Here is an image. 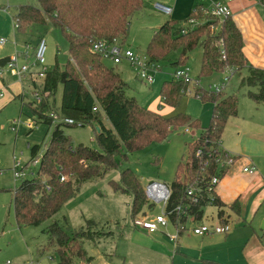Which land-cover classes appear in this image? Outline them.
Returning a JSON list of instances; mask_svg holds the SVG:
<instances>
[{
    "label": "trees",
    "instance_id": "1",
    "mask_svg": "<svg viewBox=\"0 0 264 264\" xmlns=\"http://www.w3.org/2000/svg\"><path fill=\"white\" fill-rule=\"evenodd\" d=\"M39 7L27 3L16 8L14 23L18 32L26 33L33 26L52 25L62 31L68 44L70 60L64 68L55 66L47 71L41 85H35L43 93V102L36 107L28 105L34 115L56 114L60 119H71L75 125L97 124L96 141L99 149L75 145L65 134L69 125L54 124L45 117L44 124L56 125L46 150L41 158L36 175L24 180L13 192L15 219L19 226L39 227L59 213L69 200L74 198L86 181L104 178L119 167L118 156L125 150L129 153L144 149L154 142H164L173 130L182 126L200 131L196 139L187 145V159L180 162L170 188L172 196L167 206L171 224L176 228L186 227L190 217L200 221L204 207L212 204L219 208L220 223H229L224 216V205L215 191L209 192L211 180L220 173L215 151L222 141L230 121L238 116L239 99L236 95L215 93L195 85V95L204 103L213 105V115L207 127L200 120H192L185 114L163 118L142 107L128 95L129 85L119 73L108 68L100 54L92 52L95 41L113 42L124 40L130 21L144 10V0H38ZM203 6H197L185 21L168 20L156 29L148 46L151 62L158 63L172 52L180 51L177 64L183 65L198 48L203 51L200 79L210 78L231 70L240 74L248 68L249 75L242 79L240 88H257L249 91L248 97L257 104L264 101V70L249 65L244 54L241 30L232 17L223 20L211 16ZM195 20L197 24L190 26ZM182 23V24H181ZM186 28V32L183 30ZM9 59L0 60L4 66ZM36 84V83H35ZM63 87L60 108L55 98ZM190 85L182 81L165 82L161 97L165 104L177 106ZM25 106V105H24ZM96 109V110H95ZM112 124V128L107 125ZM32 131V130H31ZM32 162L39 159L41 146H32ZM201 154L198 155V152ZM124 158L127 159L126 154ZM207 163V164H206ZM110 186L117 193L131 195L132 218L152 210L145 188L131 169L121 172L118 181ZM196 191L193 196L188 190ZM182 209L176 211V208ZM238 206H233L238 211ZM100 223L87 221V228L71 229L54 222L45 230L48 246L54 249L58 264H75L76 259L90 263L84 241H95L109 235ZM185 231H180L182 235ZM200 264H221L203 260Z\"/></svg>",
    "mask_w": 264,
    "mask_h": 264
},
{
    "label": "rangeland",
    "instance_id": "2",
    "mask_svg": "<svg viewBox=\"0 0 264 264\" xmlns=\"http://www.w3.org/2000/svg\"><path fill=\"white\" fill-rule=\"evenodd\" d=\"M156 2L155 0H144L145 6L142 11L144 13L141 15L137 14L130 21L128 34L124 40H121L124 47L131 49L142 57L149 58L148 46L154 30L171 19V17L165 18L154 10ZM159 2H162L161 4L166 3L165 1ZM27 3L37 7L40 6L38 0H11V6L13 7L9 8L10 14L15 12L14 6ZM42 39H45L47 44L46 64L44 67H37L32 69V71L42 70L43 68L51 71L56 65L64 68L70 60L69 44L62 31L52 25L47 27L33 26L26 33L14 32L6 45L0 46V53L4 50L12 53L16 51L18 53H27L28 61L32 63L35 60L36 48ZM201 54L202 49H196L191 54L190 59L185 64L180 65L177 64L180 58V51L172 52L166 59L157 63L159 71L152 85L142 81L138 77L137 71L130 68L126 62L120 65L113 64L111 61L105 59L103 62L108 68L113 69L121 75L130 87L128 95L134 97L142 107L163 118L185 114L192 120H200L202 126L207 127L213 115V106L212 104L204 103L201 98L196 97L194 83L190 85L193 95L189 97L183 96L177 106L171 107L162 100V86L165 82L174 80L177 68L179 70H188L192 79L198 81L201 88L206 91H210V87L212 86L215 87L223 83L227 84L229 81L224 93L236 95L239 99V106L243 111L244 107L246 106L247 109V104L250 105L249 103L252 102H250L248 97L250 90L248 88H240V81L242 78L247 77V73L244 71L241 72V76L231 75L226 71L210 78L200 79ZM5 76L6 79L7 73ZM27 77L22 80L6 79L16 81L18 83L17 87L20 88V93L17 90L6 89V97L0 102V264H58V257L54 249L46 248L47 250L42 252V249L48 246V235L45 233V230L50 224L60 222L72 230L87 228V221L93 218V215H86V211L83 208L79 209L85 205V203H80L81 199L89 193L90 189H109L110 181H118L121 172L125 169L134 171L144 188L151 182L171 186L179 163L187 159V145L198 137L200 131L191 130V132L187 133L188 127L182 126L173 130L164 142H154L144 149L132 153L123 150L122 154L117 158L119 162L117 169L108 173L104 178L86 181L83 184L82 195L78 199L79 208L77 210L75 207V211H71L73 214L69 215L67 213V215L64 208L52 219L39 227L19 226L15 219L12 192L24 180L32 179L36 175L40 167L41 158L46 150V144L49 142L50 136L56 126L52 124L50 127L47 124L36 122L34 124H37V127L33 128L32 131L29 129L28 125L33 120L35 121V117L28 105L35 101L34 93L37 91L30 78ZM37 85L40 86L41 82ZM23 93H25L24 97L22 96ZM62 94L63 87L59 86L55 98H50L51 103L55 99L57 108L61 106ZM202 109L204 110L203 112ZM243 118L244 116L240 114L236 120L230 123L224 134L229 133L231 129H235L239 124H243ZM19 119L22 121L18 122ZM14 121L19 123L16 131L12 128ZM107 125L112 128V124L109 121H107ZM97 128V124H92L69 126L65 127L64 130L65 134L70 136L71 141L75 145L82 144L93 149H99L96 141ZM32 146H41L39 159L35 163L32 162L30 148ZM125 154L127 159L124 158ZM16 164L20 165L17 169L21 170L23 174L22 178L18 180L15 177L16 171L14 166ZM90 196L88 195L89 200L86 204H89L91 201L92 197ZM120 199H122V204L119 207L117 206L114 219L111 222H102L100 223L101 225L97 226L98 229L103 228L110 234L99 240L84 241V248L88 256L94 259L92 264H124V259L114 254L118 251V247L119 245L121 246L123 241H126L127 246L133 244L149 250L160 248L171 255L174 252L173 245L175 244L170 241V236H179L178 229L171 223L167 227H161V230L155 234H148L145 231L136 229L133 226L131 215L133 197L131 195H120ZM154 208L155 210L152 212L149 210L154 216L164 213L163 204L154 203ZM203 212V218L198 222L192 217L189 218L186 224V231L183 233V236H179L181 245L186 244L185 246H187L188 244L189 246H193L192 248H196L202 244L205 238L202 236L195 237L193 233L194 226L197 223L203 222L212 227L220 224L218 216L219 208L217 206L210 204L204 207ZM227 215L226 212V218L229 221L231 231L246 227L242 221L238 222V218L234 213L229 216ZM225 235H219L217 238H225ZM129 256L135 264H142L143 260L139 263L140 259H135L132 254ZM75 264L87 263L76 259Z\"/></svg>",
    "mask_w": 264,
    "mask_h": 264
},
{
    "label": "crops",
    "instance_id": "3",
    "mask_svg": "<svg viewBox=\"0 0 264 264\" xmlns=\"http://www.w3.org/2000/svg\"><path fill=\"white\" fill-rule=\"evenodd\" d=\"M155 1H157L156 4L162 3L159 1H165V5L172 6L171 15H166L157 10L156 4L154 10L165 18L171 17V19H174L173 21L177 22L185 21L189 18L197 6H203L206 9H209L215 3L228 6L232 11L233 21L241 30L244 40V54L249 65L264 70V0H239L234 2L230 0ZM11 5V0H0V39L5 38L7 41L12 38L14 32H17L14 28V16L16 14V8L23 4L14 6L15 12L13 14L9 12L13 7ZM143 13L141 12L139 15ZM16 53L17 51L12 53L4 50L0 53V60L6 58L10 60ZM202 55L203 51L201 60ZM124 62L132 68L127 61H123L122 63ZM243 71L247 73V76L249 75L248 68ZM227 72L233 75L230 71ZM4 73H7L6 79L19 80L17 76L6 71V69ZM5 74L0 76V88L5 92L6 89H13L20 93V88L17 87L18 83L16 81L6 80ZM234 75L241 76L242 73ZM27 78H30L34 88L38 83H42V81H38L35 78ZM194 83L196 86L199 85L198 81H194ZM248 89L257 92V88ZM22 96L24 97L25 93ZM250 102H252L249 103L251 106L247 104L248 112L246 106L244 107V111L239 106L238 116L230 121L231 123L242 114L244 116L243 124H239L235 129H231L229 133L224 134L226 135L225 137L224 135L222 137L221 144L223 150L231 154L235 158V161L225 171V175L215 190L216 196L224 205V216L226 217V212L228 214L227 216L234 213L238 218V222L242 221L246 227L239 230L235 229L234 231L230 230L231 233H229L230 231L226 233L225 238H217L219 236L217 234L214 236H202L205 239L196 248H192L193 246H189L188 244L187 246H185L186 244L181 245L178 239L177 245H173L174 252L171 255L160 248L149 250L133 244L127 246L126 241H123L121 246L119 245L118 251L114 254L122 257L124 264H135L134 261H131L130 254L134 255L135 259H140L139 263L143 260L142 264H200L203 260L215 261L221 264H264V101L261 104H257L250 99ZM251 167L256 168L253 174L245 171L246 168ZM82 190L83 186L80 192L63 207L66 210V214H73L71 211H75V207L78 210V199L82 195ZM88 195H91L90 197L92 199L89 204H86L89 200ZM120 195L124 194L115 192L111 186L109 189H90L89 193L80 201L81 204L85 203V205L79 209L83 208L86 211V215H93V218L90 220L98 223L111 222L116 215L117 206L119 207L122 204ZM235 205L238 206V211L233 209ZM154 210L155 208L150 211L152 212ZM200 224L206 223L200 222L194 227ZM180 236H183V234ZM194 236L197 237L198 235L194 234ZM93 260L92 258L90 263L85 260L84 262L92 264Z\"/></svg>",
    "mask_w": 264,
    "mask_h": 264
},
{
    "label": "built area",
    "instance_id": "4",
    "mask_svg": "<svg viewBox=\"0 0 264 264\" xmlns=\"http://www.w3.org/2000/svg\"><path fill=\"white\" fill-rule=\"evenodd\" d=\"M230 1H239V0H230ZM156 9L163 12L166 15H171L172 9L171 7L157 3ZM211 16L214 18L223 20L228 17H232V11L228 6L222 5L220 3L213 4L209 9L208 12ZM197 22L195 20H192L189 25L195 26ZM15 30H18V25L14 24ZM186 32V28L183 30V33ZM7 42V39L1 38L0 39V46L5 45ZM92 52L98 53L102 56L103 60H109L113 64H120L123 61H127L132 68H134L135 71L138 73V77L142 79V81L152 85L155 81V77L159 71L158 66L156 63H153L150 61L148 57L140 56L137 53L133 52L131 49L124 47L121 40H115L113 42H107V41H95L92 45ZM46 52H47V44L45 39H42L40 43L38 44L36 51H35V60L34 62L30 63L28 61L27 53H16L14 57H12L4 66L0 65V76L4 75L5 69L6 71L11 72L15 76H17L19 79H24L27 76H30L32 78L37 79L38 81H43L47 69L43 68L42 70H33L37 67H44L46 64ZM231 73H233L231 70H228ZM175 81H182L188 85H191L194 83V80L192 79L190 73L188 70H179L178 68L175 71L174 75ZM229 80V79H228ZM229 82V81H228ZM195 84V83H194ZM228 86V83H223L222 85H217L215 87H210V92L220 93L223 92L224 89H226ZM37 92L34 93V99L33 102L36 107L40 106L43 102V93L42 90L39 88H35ZM183 94L185 97H189L193 95L192 90L190 87L183 90ZM198 98V96H196ZM5 98V91L0 88V101H2ZM96 110V109H95ZM35 121L29 123V128L33 130V128L37 127V124H34L36 122H45V117H50L54 124H65L69 126L75 125V122L71 119H60L56 114L50 113V114H44V117L34 115ZM22 120L19 119L18 122H21ZM17 121L13 122V130H17V125L19 124ZM80 125V124H79ZM187 133L191 132V129H188L186 131ZM216 155L218 156L217 163L219 166L220 173H224L228 167H230L234 161L235 158L223 150L222 144L219 143L218 149L215 151ZM201 154V151L198 152V155ZM207 164V163H206ZM20 166L19 164H16L14 166L15 169V177L16 180L22 178L21 170L19 171L17 167ZM246 172L253 174L256 171L255 167L246 168ZM221 175L214 176L211 180V185L209 188V192L212 193L216 190L218 185L221 182ZM146 195L149 201L154 204H163V214L154 216L151 214V212H147L145 214L139 215L135 218H133L132 223L133 226L136 229L145 231L148 234L156 233L157 231L161 230V227H167L169 223H171L169 214H167V206L170 202L172 191L170 186H167L162 183L157 182H151L146 188ZM194 193H196L195 190L189 189L188 195L193 196ZM181 207L176 208V211L181 210ZM191 218V217H190ZM194 220L195 218L192 217ZM178 233L180 231H186V227L179 226ZM230 231L229 223H220L219 225L212 227L207 224H200L197 227H194L193 233L198 236H206V235H212V234H226ZM180 236V234H179ZM179 236L177 237H171L170 241L174 242L175 245H177V240L179 239Z\"/></svg>",
    "mask_w": 264,
    "mask_h": 264
},
{
    "label": "water",
    "instance_id": "5",
    "mask_svg": "<svg viewBox=\"0 0 264 264\" xmlns=\"http://www.w3.org/2000/svg\"><path fill=\"white\" fill-rule=\"evenodd\" d=\"M97 130H98V132H100V130H101L100 127H98Z\"/></svg>",
    "mask_w": 264,
    "mask_h": 264
}]
</instances>
